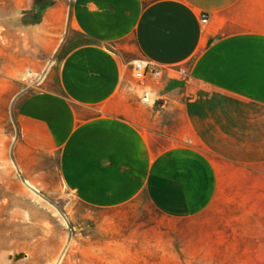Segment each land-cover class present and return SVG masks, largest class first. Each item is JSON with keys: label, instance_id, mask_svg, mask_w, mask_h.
Wrapping results in <instances>:
<instances>
[{"label": "crops", "instance_id": "crops-1", "mask_svg": "<svg viewBox=\"0 0 264 264\" xmlns=\"http://www.w3.org/2000/svg\"><path fill=\"white\" fill-rule=\"evenodd\" d=\"M63 7L44 20L56 8L60 23ZM71 25L57 82L17 109L22 146L49 158L24 164L26 178L54 166L87 206L145 198L171 218L205 210L235 178L264 179V0H73ZM137 57L187 72L141 80Z\"/></svg>", "mask_w": 264, "mask_h": 264}, {"label": "rangeland", "instance_id": "rangeland-1", "mask_svg": "<svg viewBox=\"0 0 264 264\" xmlns=\"http://www.w3.org/2000/svg\"><path fill=\"white\" fill-rule=\"evenodd\" d=\"M35 1L47 6L0 0V264H49L69 234L61 264H264L263 178H235L208 208L186 218L165 216L145 198L87 206L54 166L35 182L44 197L25 185L24 164L49 158L22 146L18 106L27 93L48 85V76L57 82L59 61L77 39L73 0ZM54 4L64 6L60 23L43 18Z\"/></svg>", "mask_w": 264, "mask_h": 264}, {"label": "built area", "instance_id": "built-area-1", "mask_svg": "<svg viewBox=\"0 0 264 264\" xmlns=\"http://www.w3.org/2000/svg\"><path fill=\"white\" fill-rule=\"evenodd\" d=\"M201 20L203 22H208L209 20V14L207 12H203L201 14ZM132 69L134 76H136L138 79L144 80L147 76H151L152 78L159 79L162 77L167 71V69L172 68L175 70H179L182 73L187 72L186 66L180 65V66H162L146 57H137L134 58L131 62Z\"/></svg>", "mask_w": 264, "mask_h": 264}, {"label": "bare ground", "instance_id": "bare-ground-1", "mask_svg": "<svg viewBox=\"0 0 264 264\" xmlns=\"http://www.w3.org/2000/svg\"><path fill=\"white\" fill-rule=\"evenodd\" d=\"M57 12V9L56 8H52L48 11V16H54ZM52 63V60H48L44 69L38 73V79H42L45 74H46V71L47 69L50 67ZM24 183L25 185L32 191L34 192L35 194H38L42 197L43 194L41 193V190H40V187L35 183L33 182L32 180H30L29 178H24ZM56 207V206H55ZM56 210L59 212V215L60 217L62 218V221L66 224H69V220H68V217L60 210L58 209V207H56ZM70 234L68 235V238L66 239L62 249L60 250V252L58 253V255L49 263V264H61L65 258V256L67 255V251L69 249V246H70Z\"/></svg>", "mask_w": 264, "mask_h": 264}, {"label": "water", "instance_id": "water-1", "mask_svg": "<svg viewBox=\"0 0 264 264\" xmlns=\"http://www.w3.org/2000/svg\"><path fill=\"white\" fill-rule=\"evenodd\" d=\"M156 99H157V92L152 89H147L142 96V101L145 103H152L156 101Z\"/></svg>", "mask_w": 264, "mask_h": 264}, {"label": "trees", "instance_id": "trees-1", "mask_svg": "<svg viewBox=\"0 0 264 264\" xmlns=\"http://www.w3.org/2000/svg\"><path fill=\"white\" fill-rule=\"evenodd\" d=\"M34 6L37 7V8H40V7L47 6V4H45L44 2H41V1H35L34 0Z\"/></svg>", "mask_w": 264, "mask_h": 264}]
</instances>
